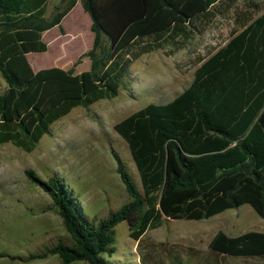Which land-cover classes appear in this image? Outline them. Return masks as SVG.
I'll return each instance as SVG.
<instances>
[{
  "label": "trees",
  "instance_id": "16d2710c",
  "mask_svg": "<svg viewBox=\"0 0 264 264\" xmlns=\"http://www.w3.org/2000/svg\"><path fill=\"white\" fill-rule=\"evenodd\" d=\"M47 1L0 0V145L26 153L72 108L115 97L138 56L159 49L164 39H190L221 0H79L92 40L81 55L89 67L75 75L56 67L33 72L26 61V54L46 50L43 32L56 27L62 34L60 22L76 2L60 0L64 7L54 6L45 19ZM197 64L189 85L170 102L148 104L113 125L140 191L115 157L128 201L105 219L89 223L56 178L43 182L24 171L48 195L71 240L31 259L55 255L59 264H105L100 255L113 254V228L121 222L138 243L162 220L203 221L241 205L264 218V11L242 21ZM207 247L216 255L264 258V232L218 231Z\"/></svg>",
  "mask_w": 264,
  "mask_h": 264
},
{
  "label": "rangeland",
  "instance_id": "374dc122",
  "mask_svg": "<svg viewBox=\"0 0 264 264\" xmlns=\"http://www.w3.org/2000/svg\"><path fill=\"white\" fill-rule=\"evenodd\" d=\"M54 6L63 8L64 3L48 0L45 19L53 15ZM263 11L264 0L217 2L212 16L197 23L198 31L190 39L163 38L159 49L134 59L120 79L115 97L72 108L49 126L28 153L11 144L0 145V264H59L55 255L30 257L41 255L57 242L71 244L48 195L26 178L25 170L39 181L56 178L76 210L93 225L116 212L128 198L114 158L139 191L140 183L113 125L148 104L164 105L174 99L189 85L198 59L222 47L239 31L242 21ZM60 25L61 35L56 27L43 32L44 52L25 55L32 71L56 67L78 74L88 69V60L81 55L90 49L92 35L87 14L78 2ZM102 43L106 46L104 38ZM4 89L0 77V94ZM218 231L229 236L264 232V218L241 205L203 221L162 220L138 243L129 238L128 224L121 222L113 228V254L100 258L105 264H264V259L211 253L207 245Z\"/></svg>",
  "mask_w": 264,
  "mask_h": 264
},
{
  "label": "crops",
  "instance_id": "0c3cea01",
  "mask_svg": "<svg viewBox=\"0 0 264 264\" xmlns=\"http://www.w3.org/2000/svg\"><path fill=\"white\" fill-rule=\"evenodd\" d=\"M77 2L79 3V1L77 0V1L75 2V4H76ZM79 5H80V4H79ZM80 8H81V7H80ZM82 12H83V11H82ZM87 17H88V16H87ZM88 21H89V25H90L89 17H88ZM60 24H61V22H60ZM88 28H89V26H88ZM62 31H63V30H62ZM42 34H43V33H42ZM42 34H41V36H42ZM59 35H61V34H59ZM60 67H61V66H60ZM88 67H89V61H88ZM60 69H61V68H60ZM62 70H63V69H62ZM33 72H35V71H33ZM78 74H79V73H78ZM74 75H75V74H74ZM227 236H229V235H227ZM235 236H236V235H235ZM211 238H212V237H211ZM211 238H210V239H211ZM239 258H240V257H239ZM257 259H264V258H257Z\"/></svg>",
  "mask_w": 264,
  "mask_h": 264
}]
</instances>
